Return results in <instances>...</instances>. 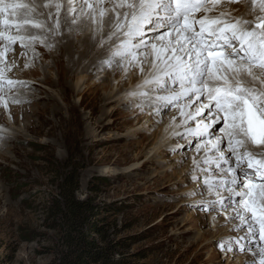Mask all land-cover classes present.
Wrapping results in <instances>:
<instances>
[{
	"label": "rangeland",
	"instance_id": "1",
	"mask_svg": "<svg viewBox=\"0 0 264 264\" xmlns=\"http://www.w3.org/2000/svg\"><path fill=\"white\" fill-rule=\"evenodd\" d=\"M238 4L247 8L251 0L220 6L231 7L236 12L231 11V15L235 16L241 11ZM76 11L70 14L72 25L86 16L90 32L97 34L102 30L98 15L97 23H93L81 11V4ZM47 31L50 29L45 32L47 38L39 35L43 43L34 42L29 52L26 47L14 45L0 56V69L7 65L9 70L5 74L16 73L11 79L19 81L18 86L45 77L56 79L55 71L50 68L51 57L43 59L35 49L43 46L48 51L53 47V42L47 44ZM153 35L152 31H146L144 39L150 41ZM0 52H4L2 43ZM122 64L112 56L111 63L105 65L103 72H98L100 75L97 72L84 75L82 82L89 85L86 87L89 93L82 98L71 97L72 104L85 119L80 134L75 132L78 130L76 116L64 127L54 122L57 126L50 135L47 127L39 134L27 129L30 122L26 117H31L33 111L44 113L33 102L34 98L46 92L47 97L52 96L64 108L61 91L36 85L35 90L26 86L0 92V264H72L75 261L78 264H252L253 259L258 260L259 248L264 244L258 243L255 237L251 241H237L244 232L231 230L239 224L227 219L233 215L231 209L219 213L202 210L201 206L208 202L205 196L209 194L200 195L206 189L204 185L197 186L204 182L202 168L206 166L194 169L187 154L194 152L208 135L196 137L193 143H190V134L180 140L174 138L169 147L150 157L147 153L163 123L156 119L155 105L148 104L152 98L123 106L112 104L96 114V120L89 117L90 109L96 106L95 89L106 97L111 88L113 92L121 89L125 93L130 87L128 81H137L139 68L128 67L125 71ZM114 65L117 72L113 74L110 69ZM31 71L38 73L34 82L25 78L30 76L24 73ZM75 81L67 82L72 85ZM21 90L32 97L22 102V109L21 103H9L11 97L7 98ZM167 91L160 93L168 96L171 93ZM184 103H160L165 105L160 116L173 114ZM191 110L195 107H190ZM104 111L110 114L97 127ZM33 120V129L38 131L39 123L35 117ZM4 136L8 139L3 140ZM228 195L222 192L225 202ZM71 202L84 206L74 228L66 219ZM213 223L217 231L212 228ZM218 235L222 240L211 243L210 238ZM85 241L96 245L90 254L86 252ZM229 241L231 250H226ZM243 244H251L253 248L245 249L241 247ZM251 250L258 254L247 260Z\"/></svg>",
	"mask_w": 264,
	"mask_h": 264
},
{
	"label": "snow or ice",
	"instance_id": "2",
	"mask_svg": "<svg viewBox=\"0 0 264 264\" xmlns=\"http://www.w3.org/2000/svg\"><path fill=\"white\" fill-rule=\"evenodd\" d=\"M72 2L69 0L70 5ZM234 2L237 0H82L81 11L93 23L98 15L101 29L108 18L114 28L112 35L119 38L122 34L112 52L122 66H135L143 72L144 63L150 65V76L140 85L145 89L141 96L148 95V86L159 91L173 85L168 88L170 95L157 99L167 104L184 101L182 116L184 107L194 106L195 112H189L188 118L208 112L209 120L198 121L194 133L208 135L196 149L205 154L193 164L206 166L202 168L205 189L216 199L203 204L202 210L219 213L231 209L233 215L227 219L239 221L231 230L246 232L237 241L258 236L259 242H264V0H251L252 21L232 18L226 11L212 15L221 3ZM41 7L55 8L58 28L59 0L43 4L0 0V43L4 47L0 56L17 43L21 48L36 41L43 43L31 31L45 28L38 18L43 15ZM257 8L260 14H256ZM70 10L76 11L74 7ZM149 30L154 35L146 41ZM6 70L7 65L0 69V92H11L18 83L6 77ZM216 124H222L218 135L209 131ZM222 192L229 194L227 202ZM227 243L226 250H231V241ZM252 264H264V247L259 248V258Z\"/></svg>",
	"mask_w": 264,
	"mask_h": 264
},
{
	"label": "bare ground",
	"instance_id": "3",
	"mask_svg": "<svg viewBox=\"0 0 264 264\" xmlns=\"http://www.w3.org/2000/svg\"><path fill=\"white\" fill-rule=\"evenodd\" d=\"M45 1L47 2V0H37V2L41 3V4H43ZM239 1H241V0H239ZM243 1H244V3L248 2V0L247 1L243 0ZM59 2L62 3V8H61V11L59 13V27L58 28L55 27L56 19H57L55 8L53 7L52 9L49 10V9H44L43 7H41L42 10L40 9L39 11H41V13H43V15L39 16L38 18L42 21H46L45 22V28L43 31L39 30L38 32H36L35 29L32 30L34 33H36V34L38 33V35H40L44 38H47V36L45 35V32H46L47 28L50 29L49 32L47 31L48 32V34H47L48 39H46V41L48 42V40H49V42L47 43L48 45L51 42H53V47H50L48 49V51H44L43 46L35 47V49L38 50V53H39L41 58L47 59V58L51 57L52 61H50L51 62L50 68L55 71L56 79L53 80L50 77H45L44 79H42L43 81L42 80L36 81L34 78L36 76H38V73L31 71L29 73H24L25 75H28L30 77H25L24 75L23 76L25 78L33 81V82L35 80V82L32 83V82L28 81V82H26V84H21L19 86H18V84H16L15 88L19 89V88H24V87L28 86V89L31 90L33 88L35 90L36 85L37 86L40 85V86L49 87L51 89H57V90L61 91V93H62V101L65 103V107L62 108L60 106V104H58L54 98H51L52 96L47 97L46 92H40L36 96L37 98L36 99L34 98L33 102L37 103L36 105L38 106V108L41 107L42 110L44 111V113H46V114L43 113V115H42L40 113L41 114L40 115L39 112L33 111L34 114H31V117L25 118V120L30 122V124L27 128L30 130L29 131L30 133L34 132L35 134H39L42 132L43 128L47 127L48 128L47 134L50 135L57 126L56 124H54V122H58L61 126L64 127L65 125H68V123L71 122V119H73L72 117H75V116H76L78 130L77 131L74 130V131L76 133L80 132L81 127L84 125L85 119L83 120L84 117L82 118V116L79 115L77 107L74 104H72V102H71V97L76 96V97L82 98L85 95V93H87V91L89 93V91H90V90H88L89 88H86L89 85H87L86 82H82L84 75H93L96 72H97V74H98V72L99 73L103 72L105 65L109 64V61H111L112 52L116 49L117 45L120 43V40L123 39L122 34L119 36V38L117 36L112 35L114 28L112 26L111 21L108 18L105 19V21L103 23L102 30L99 31V33L97 32V34L90 32L88 30L89 29V20H88L89 18L86 16H84V18H82L78 22H76L75 25L73 24L74 25L73 26L71 24L72 20L70 18V14L73 11H71L70 9L73 7L75 9H77L78 6L80 4H82V0H73L71 5L69 4V0H59ZM220 5L212 13V15H218L220 13V11H226V12L231 13V11H232L231 7L227 8L226 5H222V6H220ZM229 5H231V4H229ZM248 5L246 8L245 5H241V4L239 5L238 4V6L241 8V11L239 10L238 15L237 14L235 16L231 15V17L232 18H240L242 20H249V21L254 20L255 15L253 14L252 4L249 6ZM235 7H237L236 4H235ZM233 10H234V8H233ZM49 11L51 12V16H49ZM255 11H256V14H260L258 8ZM76 12L77 11H75V13ZM232 12H233L232 14L236 13L234 11H232ZM85 15H87V14H85ZM144 40H146V39H144ZM47 44L45 45V47H48ZM17 45H19V43L15 44L16 47H17ZM26 48H27L26 49L27 52H29L31 50L30 49L31 45L26 47ZM14 49L15 48H13V50ZM13 53H16V52L13 51ZM17 53H20V52H17ZM124 67H125V69L126 68L128 69L126 64L124 65ZM116 69H117V66L114 65L113 67H111L110 72H112L114 74V72H117ZM137 71H138L137 81L134 82L133 80H129L127 83V86H130V87H128V89L125 93H124V91H121V89L117 90L116 92H113V89L111 88L110 94L106 97H102L101 95H99L97 89H95V90L93 89L95 92V95H96V98H95L96 99V106L92 107V109H90L91 107H89V109H90L89 117L90 118L94 117L95 118L94 120H96L97 119L96 114H98V113L100 114L104 110V108L109 107L112 104H118L120 106H123V105L131 104V102L136 101V100H140V99H144V98H152L153 101H150L148 104L155 105L153 111H154V113L157 114L156 119H157V121H159V123L162 120L163 123L160 126L159 136L156 138L154 145L151 147L150 151L147 154L150 157L157 155V153H159L160 150H162L163 148L169 147L170 143L172 142V140L174 138H177L180 140V138H182L184 135H187V134L191 135L190 138H192V139L190 140V143H193V141L196 140V137L200 136V135L194 134L196 129H197L198 121L199 122L208 121L209 120V114H206V111H205L202 114V116L194 117V118H188L187 114L189 112L194 113L195 110L189 111L190 107H184L183 108V111L185 113L184 116L181 115V108L174 111V113L169 115V116H167V115H165L164 117L160 116V114H162L163 110L165 109L164 108L165 105L164 104L160 105V103H162L163 101L157 99V96H161V97L165 96V94L164 95L161 94L160 91H165V89L173 87V85H168V88H164V89H161L159 91L153 90L151 88V86H148V89H147L148 95L147 96H141L140 92L144 91L145 89H142L140 87V85L143 84V81L146 78H149L150 73H151V68H150V65L147 62H145L144 71L143 72H141L140 70H137ZM97 74H95L96 77H98ZM5 75L7 78H10V79L14 78V76H17L16 73H13V74L6 73ZM98 75H100V74H98ZM114 77H115V75H114ZM27 79H25V80H27ZM69 80H72V82H73V80H76L75 84H72V85L68 84L67 81H69ZM110 82H111V80H110ZM110 82L108 83V86H110ZM114 82H115V79H114ZM113 87H115V84H113ZM23 93L24 92L22 90L19 91L18 93L17 92L11 93L7 97V98L11 97V100H9L8 102L12 103L13 101H15V102L18 101L19 103H21L20 106L22 109L24 107L22 102L23 101L25 102L26 99L31 100V98H32L29 94H23ZM167 93H169V91H167ZM158 94H160V95H158ZM43 96H45V97H43ZM40 103H45V104L42 105L43 106L42 107ZM81 104H83V103H81ZM109 114H110V112L107 111L100 116V119L97 122V127H99L103 118H106L107 115H109ZM33 117H35L37 119V122L39 123L40 129L38 131H34V129H33V124H34ZM175 117H177V119H175ZM14 123H15V121H14ZM209 131L210 132L214 131L218 135L219 134V124L214 125V127L209 129ZM206 135L207 134H204L203 136L206 137ZM18 137H20V136H18ZM2 139L5 140V139H8V137L4 136V138H2ZM9 141L13 142L14 139H9ZM177 147H179V144ZM196 149L191 154H187V156L190 158V164L193 165V168L196 167L193 164V160L195 159L196 161H201L202 157L205 154L203 149H201V151L199 153L197 152ZM251 150L254 152L259 151V149L255 148V147H252ZM201 166H203L202 163L200 164L199 167H196L194 169H200ZM196 175H199V174H195V176ZM200 185H204V182L203 181L199 182L197 187H199ZM203 188H205V187H203ZM204 192L209 194L207 192V190H205ZM215 197H216L215 195H209L207 197L205 196V199H207V201H210L211 199H214ZM214 224L215 223L212 224V228L217 231L216 224L215 225ZM245 234H246V232H244L243 235H245ZM221 237H222L221 235H218V236H214V237L210 238L211 243L216 244L217 242L222 240ZM255 238H257L258 243H260L258 240V236ZM262 243L264 244V242H262ZM241 247H244L245 249L246 248H253V245L243 244V246H241ZM263 247H264V245H263ZM256 253H257L256 251L251 250V252H249L248 257L246 256L247 260L252 259V256L255 255Z\"/></svg>",
	"mask_w": 264,
	"mask_h": 264
},
{
	"label": "trees",
	"instance_id": "4",
	"mask_svg": "<svg viewBox=\"0 0 264 264\" xmlns=\"http://www.w3.org/2000/svg\"><path fill=\"white\" fill-rule=\"evenodd\" d=\"M83 207L84 206H81L80 204H75L73 202L68 204L66 219L70 222V227L74 228L75 221H76L77 217L80 216ZM93 228H94V230H97L96 227H93ZM74 230L76 231V229H74ZM68 239H69V237H68ZM84 245L87 248L86 252L88 254H90V252H92L96 248V245L94 243H92L91 241H85ZM72 264H78V262L75 261Z\"/></svg>",
	"mask_w": 264,
	"mask_h": 264
}]
</instances>
